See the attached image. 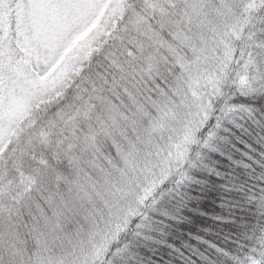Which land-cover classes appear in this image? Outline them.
Instances as JSON below:
<instances>
[{"label":"snow or ice","instance_id":"1","mask_svg":"<svg viewBox=\"0 0 264 264\" xmlns=\"http://www.w3.org/2000/svg\"><path fill=\"white\" fill-rule=\"evenodd\" d=\"M0 264H264V0H0Z\"/></svg>","mask_w":264,"mask_h":264}]
</instances>
